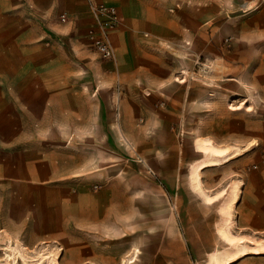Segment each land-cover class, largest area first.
I'll return each mask as SVG.
<instances>
[{
  "label": "rangeland",
  "instance_id": "rangeland-1",
  "mask_svg": "<svg viewBox=\"0 0 264 264\" xmlns=\"http://www.w3.org/2000/svg\"><path fill=\"white\" fill-rule=\"evenodd\" d=\"M208 29L214 36L213 28ZM86 33L79 28L69 39L52 33L49 39L35 46L1 45L4 103L0 116L18 118L15 127L24 137L35 134L36 178L42 176L39 161L44 156L51 171L58 174L66 170L68 176L79 174L67 180L88 186L90 190L97 186L101 189L123 186L133 196L138 187L144 186L149 194L161 192L167 199L115 203L108 235L84 226L68 230L67 235L62 236L65 240L62 243L60 236L51 237L41 227L46 215L40 196L45 190L44 184L34 183V227H30L28 221L31 220L26 219V204L8 203L6 207L14 212H7L8 222L19 236L12 237L4 231L6 237L0 238V248L6 251L5 255L0 253V258L5 257V261L0 264H231L236 258L233 264H264V254L253 255L260 254L264 246H235L232 250L211 254L194 251L209 248L211 241L217 239L212 238L209 229H193L202 221L196 223L186 219L188 212L208 220L214 214L197 201L189 203L192 198L187 190L189 170L203 157L196 146L197 138L210 131L216 135L221 132L226 136L223 143L233 144L238 133L245 131L252 121L258 122L261 131L264 128V85L260 83L257 89L245 75L233 80L229 75L231 70L244 67L240 62H232L229 56L210 66L206 65V58H198L195 69L199 75L195 80L202 85L200 74L204 70L211 72L204 81L210 83L212 91L218 89L220 72H225L223 77L226 78L222 79L227 86L211 97L216 108L211 114L195 110L198 117L210 114L214 123L209 124L208 118L192 119V110L187 109L185 101L181 106L170 102L161 107L158 105L163 100L160 93H151V97L158 96L152 104L128 99L124 108V97H135L134 93L125 94L124 91L133 85L139 89V79L134 80L129 72L121 70L118 54L116 61L101 59ZM184 38L187 40V36ZM146 39L136 44L141 52H153L158 63L161 55L167 52L189 67L193 66L187 48L177 50L161 41L153 44ZM223 49L230 51V37L224 40ZM181 81L180 74L173 78L174 83L181 84ZM201 85L197 87L202 89ZM14 86L19 88L18 92L7 89ZM251 102L254 105L258 102V107L252 108ZM218 106L224 109L221 110L224 112L221 118L225 121L222 124L217 123ZM177 114L179 121H173ZM202 142L211 145L204 147ZM198 145L210 157L193 167L191 182L210 203L219 197H212L205 191L202 171L227 162L241 150L237 148L231 152L230 147L218 146L209 138H199ZM236 194V187L232 186L221 207L225 225H219L218 230L225 235ZM228 238L236 240L230 234ZM76 244L91 249L92 256L82 258L76 254L73 251ZM221 247L225 246L221 243Z\"/></svg>",
  "mask_w": 264,
  "mask_h": 264
},
{
  "label": "crops",
  "instance_id": "crops-1",
  "mask_svg": "<svg viewBox=\"0 0 264 264\" xmlns=\"http://www.w3.org/2000/svg\"><path fill=\"white\" fill-rule=\"evenodd\" d=\"M96 2L117 8L121 23L112 32L111 40L116 56L119 55L121 70L129 72L134 80L139 79V89L134 88L135 85H133L130 90L124 91L125 94H135L133 98L132 96L124 97V108L128 99L152 104L158 96L151 97V93H160L163 100L158 102V105L161 107H166L170 102L181 106L185 101L187 109L192 110V119L208 118L209 124L214 123L210 114L211 110L216 108V104L211 97L215 94L214 92L220 94L221 89L227 86L222 79L226 78L223 77L225 72H220L222 77H219L218 89L212 91L210 83L204 81V78L211 76V72L204 70L202 75L200 74L203 77L202 85L200 81L195 80V76L199 75L195 69L198 58H206L205 61L208 62L206 65L210 66L211 63H219L221 59L229 56L232 62H240L245 68V70L244 68L232 69L229 75L233 80L245 75L250 77L252 86L257 89L260 83L264 85V0H96ZM62 16H66L68 21L63 23L60 20ZM93 24L88 0H0V46L3 44L35 46L49 39L52 33L57 37L69 39L77 33L79 28L88 34ZM209 27L213 28L214 36L210 35ZM228 37H230L231 49L226 52L223 47L224 40ZM144 38L145 41L149 38L153 44L161 41L177 50L187 48L189 55L191 54L190 60L193 66L189 67V64L174 58L167 52L161 55V64L158 63V58L153 52H141L140 46L136 44V41H143ZM178 74L182 77L181 84L173 82V78ZM1 78L0 65V109L3 108L4 103V86ZM200 85L202 89L197 87ZM7 89L12 92L19 91L16 86ZM257 104L258 102L256 105L251 102V107H258ZM218 109V122L217 120L215 122L225 123L221 118L224 113L221 110L224 109L220 106ZM195 110L210 114L198 117L195 115ZM179 117V114L175 115L173 121H179ZM163 121L161 120V123H164ZM17 124L18 118L0 116L1 239L6 237L4 231L12 237L19 236L8 222L7 212H12L6 207L9 202L11 205H18L20 202L26 204V219H30L29 225L34 227L32 220L35 214L34 183L44 184L45 190L44 195L40 196V200H44L43 210L46 215L41 227L51 237L60 236L59 241L62 243L65 241L62 236L65 237L68 230L75 231L76 228L84 226L94 232L108 235L111 231L110 221L114 219L112 214L115 203L120 204L124 200L129 204L130 200L167 199L161 192L149 194L144 186L138 187V191H135L133 196L130 190L123 186V188L110 186L102 189L97 186L95 190H90L88 186H81L80 183L67 180L79 174L68 176L66 170L58 171V174L51 171L49 161L44 156L40 157L39 161L42 176L36 178L33 143L35 134L32 133L30 137L27 134L24 137L18 127H15ZM206 134L199 138H209L218 146L230 147L231 152L237 148L241 151L229 158L227 162L207 167L202 171L205 191L212 197H219L218 200L209 203L194 189L191 182L193 167L210 157V154L199 148V138L196 140L198 152L203 157L193 163L189 170L187 190L192 198L188 199L189 203L193 200L209 207L214 214L208 220L205 216H196L188 212L186 219L196 223L202 221L200 225L195 224L193 229H209L212 238L217 240H212L209 248H196L194 251H206L211 254L216 251L232 250L235 246L263 247L264 128L260 131L258 122L252 121L245 131L238 133L235 143L229 145L223 143L226 136L221 132L217 135L211 131ZM18 141H24V143L20 144ZM212 174L215 175L212 176L214 178L210 177ZM232 186L236 187L237 196L233 202L227 235H232L236 240H231L218 230L219 225H225L221 207L227 200ZM188 209H190L189 206ZM221 243L225 247L222 248ZM5 251L0 248L1 254L5 255ZM73 251L82 258L93 254V251L83 244H76ZM261 254H264V248H261L260 254L253 255ZM4 261L5 257H1L0 263ZM79 261L83 262L82 259Z\"/></svg>",
  "mask_w": 264,
  "mask_h": 264
},
{
  "label": "built area",
  "instance_id": "built-area-1",
  "mask_svg": "<svg viewBox=\"0 0 264 264\" xmlns=\"http://www.w3.org/2000/svg\"><path fill=\"white\" fill-rule=\"evenodd\" d=\"M88 3L94 24L89 29L87 38L101 59L116 61L111 34L121 23L120 14L115 6L100 4L96 0H88ZM61 21L67 22V17L62 16Z\"/></svg>",
  "mask_w": 264,
  "mask_h": 264
},
{
  "label": "bare ground",
  "instance_id": "bare-ground-1",
  "mask_svg": "<svg viewBox=\"0 0 264 264\" xmlns=\"http://www.w3.org/2000/svg\"><path fill=\"white\" fill-rule=\"evenodd\" d=\"M201 144H202V146H204V147H206V146H208V145H211V143H209V142H205V143L202 142Z\"/></svg>",
  "mask_w": 264,
  "mask_h": 264
}]
</instances>
